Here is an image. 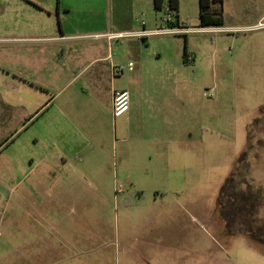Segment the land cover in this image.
I'll return each mask as SVG.
<instances>
[{
  "label": "rangeland",
  "instance_id": "obj_1",
  "mask_svg": "<svg viewBox=\"0 0 264 264\" xmlns=\"http://www.w3.org/2000/svg\"><path fill=\"white\" fill-rule=\"evenodd\" d=\"M181 1V19L194 30L123 38L109 58L133 63L117 78L147 104L162 99L179 115L187 102L189 157L157 170L149 148L164 114L108 124L94 117L89 97L74 107L79 82L65 81L59 108L23 127L0 153V264H264V241L233 232L232 222L228 230L222 214L234 213H221L218 202L228 176L239 172L236 183L257 197L256 227L264 230V0H224V26L206 29L195 27L199 0ZM137 7L135 28L140 20L161 27L153 0ZM51 126L62 130L54 140ZM1 128L0 141L12 131ZM12 167L22 174L10 175ZM48 167L57 173L47 180L74 187L77 201L57 191L44 198L39 179Z\"/></svg>",
  "mask_w": 264,
  "mask_h": 264
},
{
  "label": "crops",
  "instance_id": "obj_2",
  "mask_svg": "<svg viewBox=\"0 0 264 264\" xmlns=\"http://www.w3.org/2000/svg\"><path fill=\"white\" fill-rule=\"evenodd\" d=\"M137 1L0 0V133L1 127H12L9 135L0 141V153L2 148L17 142L23 127L34 124L49 109L59 108L60 104L56 102L67 85L65 81H77L80 95L75 93L72 105L83 106L85 98L89 97L94 117L101 114L108 124L116 121L113 115V92L116 89L130 91V109L120 116L128 126L165 115V124L155 125L160 131H155L151 137L153 146L149 148L150 158L161 162L157 170L168 169L171 160L189 157L187 150H190L193 132L187 102L179 115L170 113L162 99H152L147 104L141 94L133 92L130 84L119 82V76L112 77L111 64L119 63L113 57L109 58L114 41L85 37L94 33L160 29L147 28L145 20H138L141 28H135L138 19L135 15L139 11ZM181 6L180 0V9ZM134 73L131 72L130 76ZM18 115L19 120L23 117L27 120L19 127ZM171 118L177 121V128L169 127ZM78 122L81 129L85 121ZM61 132L58 126H51V139L60 136ZM16 169L12 167L10 175L18 177L22 174ZM43 173L39 185L43 187L44 198L57 191L73 203L78 200L74 194L70 195L74 187L68 188L62 181L47 180L56 176L55 170L48 167ZM72 175L78 174L73 170ZM77 188L79 186L76 191ZM27 199L33 202L31 196L27 195Z\"/></svg>",
  "mask_w": 264,
  "mask_h": 264
},
{
  "label": "trees",
  "instance_id": "obj_3",
  "mask_svg": "<svg viewBox=\"0 0 264 264\" xmlns=\"http://www.w3.org/2000/svg\"><path fill=\"white\" fill-rule=\"evenodd\" d=\"M154 1V8L156 12L160 13V19H161V28L165 27H190V25L185 21L181 19L180 16V0H153ZM223 3L224 0H199V16L198 20L199 23L197 25L198 28H205V27H222L224 26V16H223ZM170 17V21L165 22V18ZM187 35V34H186ZM144 41H146V37L142 38ZM187 43V38H185ZM189 57V53L187 49L184 52V58L187 61ZM252 125H250L249 129V136L248 139L254 138L253 134L251 132ZM253 129V128H252ZM249 139V140H250ZM248 140V142H249ZM248 153L247 149L243 151L242 157L240 159L243 160L246 158V154ZM232 175H234L235 180H230L231 182L236 183L238 180L239 172H234ZM241 180L237 182L236 184L239 185L238 188H240V194H239V201L241 202V205L245 204L246 200H250V195L253 193L250 189L242 188ZM238 196V195H237ZM221 198V197H220ZM259 210L257 209V216H259ZM257 241H264V239H256Z\"/></svg>",
  "mask_w": 264,
  "mask_h": 264
},
{
  "label": "flooded vegetation",
  "instance_id": "obj_4",
  "mask_svg": "<svg viewBox=\"0 0 264 264\" xmlns=\"http://www.w3.org/2000/svg\"><path fill=\"white\" fill-rule=\"evenodd\" d=\"M230 180H235L234 175L230 174L228 176L227 184L223 187L218 199L221 213L222 211L224 213L226 208L231 209L230 211L234 213V217L231 219H229V215L222 214L227 229L230 230V222H232L233 232L242 231L245 234H248L252 239H264V230L262 231L260 228L256 227V224H259V226L262 225L260 224L261 217L256 215L257 200L255 198L257 197L254 196V194L250 195V200H246L242 207L241 202L238 199L241 190L238 188V184H236L235 181L230 183ZM230 196L232 199L228 200ZM243 209L245 213L243 212Z\"/></svg>",
  "mask_w": 264,
  "mask_h": 264
},
{
  "label": "built area",
  "instance_id": "obj_5",
  "mask_svg": "<svg viewBox=\"0 0 264 264\" xmlns=\"http://www.w3.org/2000/svg\"><path fill=\"white\" fill-rule=\"evenodd\" d=\"M170 17L165 18V22L170 21ZM192 28L188 27H165L157 30H129V31H116V32H105V33H94L87 35L92 39H107L109 41H115L123 38H132L144 36L147 34H158V33H188L191 32ZM133 66V63L130 62L129 65L125 64H111L112 75L121 76L125 73L128 67ZM130 109V91L128 89H116L113 92V115L115 118L124 115Z\"/></svg>",
  "mask_w": 264,
  "mask_h": 264
}]
</instances>
